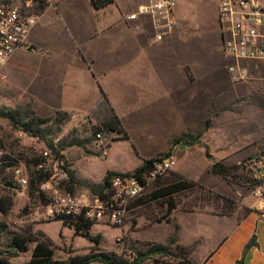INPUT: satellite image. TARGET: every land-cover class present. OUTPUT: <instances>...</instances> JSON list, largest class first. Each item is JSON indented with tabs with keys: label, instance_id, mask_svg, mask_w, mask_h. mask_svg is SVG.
I'll return each mask as SVG.
<instances>
[{
	"label": "rangeland",
	"instance_id": "rangeland-1",
	"mask_svg": "<svg viewBox=\"0 0 264 264\" xmlns=\"http://www.w3.org/2000/svg\"><path fill=\"white\" fill-rule=\"evenodd\" d=\"M133 2L118 0L117 5L126 9ZM88 3V0H64L61 6L68 13V19L75 20L73 14L80 12L84 15L86 9H89ZM178 8L181 15L176 30L164 37L159 46L151 48L152 60L149 65L135 66L132 72L137 79L145 78V82L149 80L151 85H155V98H130L128 93L131 92L123 90L128 94L125 97L121 89L114 86L112 94L116 105L109 98H102L90 113L70 114L69 121L61 126L59 133L52 126L53 133L47 135V141L33 137L24 139L16 127L0 117V152L11 159L0 166L3 169V173H0L2 197L7 195L10 187V182L6 183L4 178L12 176L18 166L16 161L27 168L26 172L31 178L30 174L36 171L33 163L40 157V153L47 148L57 150L60 141L67 143L90 139L100 154L96 133L102 135L106 144L127 137L139 155L154 159L178 149L181 136L187 135L190 145H194L198 138L203 140L205 133L211 130V140L203 146L206 153L208 148L212 157L210 160L222 165L225 173L222 177L226 180L223 187H228V194H234L221 195L234 203L237 200L243 207L247 205L244 198H250V206L247 208L259 211L253 170L255 163L257 166L264 164V62L241 61L248 74L244 80L235 81L227 66L236 61L226 58L222 53L221 29L215 6L208 2L184 0ZM42 12L39 9L37 14L41 15ZM156 78L161 80L158 82ZM178 84L183 87L181 90L198 91V98L191 99L184 92L178 93ZM166 87L171 88V92H163ZM21 94L9 76L5 80L0 78V108L13 110L31 104L35 111L32 98L22 102ZM167 94L173 97L168 98ZM178 103H184V110H181ZM57 113L37 115L45 118L55 117ZM109 129L114 132H108ZM48 142L54 144L55 148L52 149ZM136 151L135 156L138 158ZM31 165L34 170L30 168ZM177 173L178 164L173 171L148 187L143 198L148 200L152 189L175 181ZM86 191L82 189L77 194ZM184 195L187 199L177 197L184 205L198 202L197 191H189ZM15 200L16 205L8 217L4 218L0 214V251H4L14 234L26 238L32 235L34 238L42 227H45L50 237L56 239L55 257L61 261H68L71 255H84L93 247L118 254L132 253L130 248L125 252L128 238L136 243L156 242L165 245L172 237L178 241L175 220V223L170 221L163 224L149 220L165 213L166 208L157 203L131 209L124 224L126 226L116 237L114 235L119 229L112 226L102 234V238L98 233H94V236L90 234L97 239L101 238L97 247L96 241L75 235L73 228L46 218L45 201L39 193L35 192L33 198L29 197V193L26 197L16 195ZM210 207L215 209L213 205ZM259 212H264V209ZM139 249L145 250L147 247L135 246L136 251ZM171 250V255H157L146 263L185 264L182 261L188 257V251H183L176 244ZM29 259L30 253H25L12 258L11 262L27 264Z\"/></svg>",
	"mask_w": 264,
	"mask_h": 264
},
{
	"label": "crops",
	"instance_id": "crops-1",
	"mask_svg": "<svg viewBox=\"0 0 264 264\" xmlns=\"http://www.w3.org/2000/svg\"><path fill=\"white\" fill-rule=\"evenodd\" d=\"M63 1L55 0L53 5L46 6L40 21L30 32L26 45L14 54L1 72L6 78L9 76L15 87L22 92V102L32 98L37 113L66 112L72 115L90 113L104 96L116 105L112 94L114 86L120 88L125 97L129 94L130 98H155V85H151L149 80L145 82V78L137 79L132 72L135 66L149 65L152 60L151 48L159 46L164 37L176 30L181 15L178 5L184 3V0H177V26L159 41L155 37L156 31L150 17L142 16L134 21L126 19L141 6L148 4L149 0H134L126 9L117 5L118 0L100 9H96L88 0L89 9H86L84 15L80 12L73 14L75 20L68 19V13L61 6ZM208 4L214 5L217 10L215 3ZM216 16L218 21V12ZM181 88L178 84V93L184 92L191 99L198 98V91L188 92ZM123 90L131 93L127 94ZM162 91L171 92V88L166 87ZM167 95L168 98L173 97ZM146 104L151 105L150 102ZM178 105L184 110V103ZM210 131L194 145L183 142L178 144V149L174 150L178 157L177 174L213 189L216 193L232 196L234 194H228V187H223L226 180L213 172V161L207 157L203 146L211 140ZM77 141L84 142L85 139ZM107 146L106 156L97 152L92 141L84 142L83 146L64 148L61 155L65 167L75 175L76 180L100 184L108 173H132L147 159L139 155L128 140L112 141ZM63 179L65 186L73 187L76 192L82 189L90 191L85 185H71L67 172ZM244 199L246 207L236 200L235 210L230 214L221 213L213 203L203 204L199 197L198 202L188 205L178 200L179 205L171 214L170 223L175 220L178 243L189 249L192 262L264 264V212L256 208L248 209L250 198ZM212 205L215 209L210 207ZM125 226L116 227L119 230L114 237ZM110 228L106 224H94L90 234L94 236V233H98L102 238V234ZM41 232L56 242L53 236L47 234L45 227H42Z\"/></svg>",
	"mask_w": 264,
	"mask_h": 264
},
{
	"label": "built area",
	"instance_id": "built-area-1",
	"mask_svg": "<svg viewBox=\"0 0 264 264\" xmlns=\"http://www.w3.org/2000/svg\"><path fill=\"white\" fill-rule=\"evenodd\" d=\"M217 5L218 22L221 29L222 52L228 59L236 61L227 66L235 81L247 77V69L241 61L264 62V0H194ZM55 0H0V78L14 54L26 45L28 36L40 20L37 14L40 5L50 6ZM177 0H149L137 12L126 17L128 21L148 16L152 20L159 41L173 32L177 26L175 11ZM21 137L30 138L25 131ZM100 154L106 156L108 146L100 133L96 135ZM3 157L4 153L0 152ZM42 158L38 170L48 175L42 183L45 195V217L48 219H83L93 224L121 227L125 224L131 205L140 197L146 187L173 171L178 164L175 151L156 158L149 173L139 179L135 176L116 175L111 179L109 190L103 195L86 191L70 193L64 184L65 162L47 148L40 153ZM257 161V159H255ZM253 183L259 211L264 209V164H254ZM16 195L26 197L29 193V176L24 166L13 171Z\"/></svg>",
	"mask_w": 264,
	"mask_h": 264
},
{
	"label": "trees",
	"instance_id": "trees-1",
	"mask_svg": "<svg viewBox=\"0 0 264 264\" xmlns=\"http://www.w3.org/2000/svg\"><path fill=\"white\" fill-rule=\"evenodd\" d=\"M113 2L114 0H91L92 5L96 9L104 8L107 5L112 4ZM45 8L46 6L43 4L39 7L41 11H43ZM105 98L108 97L104 96V99ZM0 117L7 119L10 124H12L18 129V131H25L26 133H28L29 136L33 138H38L47 141V135L53 133L52 126H55L57 128V132L59 133L61 131V126L67 121H69L70 114L66 112H58L55 117L44 118L37 115V113L32 109L31 104H26L24 106H19L18 108L13 110L0 108ZM108 132L112 133L114 132V130L109 129ZM97 134L98 133H96L95 136ZM187 137V135L181 136L178 142L190 144L189 141L186 139ZM124 140H128L127 137L124 138ZM90 141L91 140L88 139L84 142ZM84 142L74 140L71 142L64 143L63 141H60L59 148H57V150H55L54 152L58 157L64 159V157L61 155V151L64 150V148L74 145L83 146ZM198 142H200V138H198L193 144H196ZM47 144L51 146L52 149L55 148V146H53L54 144L49 142ZM4 156L0 159V166L1 164H6L11 160L10 158ZM207 157L209 159H212L208 148ZM41 160L42 158L40 156L33 163V166H35L36 171L30 174L31 178H29V197L33 198V195L35 194V192H37L43 197V200L45 201V195L41 190V185L48 179V175L38 170V165ZM155 160L156 158L144 160L142 166L135 169L132 173L123 174L117 172H110L106 175L105 179L100 184L76 180L75 175L71 171H69L67 167L65 168L70 178L69 183L71 185H74L75 183L85 185L91 192L103 195L106 190H109L112 177L116 175H130L141 179L142 176L150 172ZM16 164L19 166L20 162L16 161ZM30 168L33 169L32 165ZM212 170L214 173H217L221 176H224L225 174L222 165L217 162L213 163ZM0 173H3V169L1 170V168ZM175 176V181L168 184L159 185L158 187L152 189L153 191L151 190L152 192L149 195L148 200L143 198V195L145 194L144 191L148 189V187H146L142 195L138 197L135 203L131 205V209L135 207H142L147 204L157 203L161 207L166 208L165 213L149 220L154 221L153 223L170 222L171 214L177 209L179 205L177 197L182 196L189 191L190 193L197 191L199 193V199L203 202V204L213 203L217 208L220 209V212L223 214H230L235 210L236 203H234L230 199L225 198V196L216 193L213 189L203 187L196 182L181 177L178 174H176ZM160 179L161 178L156 180L153 184L157 183ZM4 181L10 182V187L8 188V191L6 193L7 195L5 197H2L3 193L0 190V214L5 218L12 213V210L14 208V202L16 197V183L13 179V174L9 179L4 178ZM66 188L72 194L77 193L73 187L66 186ZM54 220L61 221L64 226L73 228L75 231V235L86 237L94 242L96 241L97 246L99 245L100 240L90 235V230L94 225L93 223L84 221L81 218H56ZM30 236V238H26L23 235L14 234L13 239H9L10 241L7 242V245L3 249L4 251H0V264H13L11 262L12 258H15L25 253L31 254V258L27 262V264H90L92 262H99L102 264H147L146 261L148 259H155L157 255H171V248L175 244L183 251H188V257H185L182 262H184L185 264H195L190 259L189 249L181 244H177L178 241L176 237H172L167 245L156 242L136 243L128 238L125 242V252L128 251V248H130V250H132V253L118 254L113 251H104L97 248L91 249L89 253L85 255H71L68 261H61L55 257L54 242L45 233L40 231L36 233L34 238H32V235ZM31 244H33V248L31 247ZM139 245H141L142 247H147V249H139L136 251L135 246Z\"/></svg>",
	"mask_w": 264,
	"mask_h": 264
}]
</instances>
